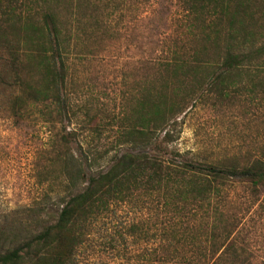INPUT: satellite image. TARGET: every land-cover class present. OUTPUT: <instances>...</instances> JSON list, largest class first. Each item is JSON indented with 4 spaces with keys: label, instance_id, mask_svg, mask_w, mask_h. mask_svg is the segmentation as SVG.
I'll use <instances>...</instances> for the list:
<instances>
[{
    "label": "trees",
    "instance_id": "16d2710c",
    "mask_svg": "<svg viewBox=\"0 0 264 264\" xmlns=\"http://www.w3.org/2000/svg\"><path fill=\"white\" fill-rule=\"evenodd\" d=\"M176 1L179 17L174 0H0L8 117L49 127L65 192L30 226L0 227V264L253 263L241 234L245 217L264 202V150L208 158L172 144L179 117L207 89L220 98L259 90L264 99L256 0ZM132 8L152 23L180 22L183 49L158 66L167 75L160 86L134 95L132 124L115 153L77 152L76 129L68 130L73 57L95 54L90 48L103 36L120 39L124 16L117 15Z\"/></svg>",
    "mask_w": 264,
    "mask_h": 264
},
{
    "label": "rangeland",
    "instance_id": "374dc122",
    "mask_svg": "<svg viewBox=\"0 0 264 264\" xmlns=\"http://www.w3.org/2000/svg\"><path fill=\"white\" fill-rule=\"evenodd\" d=\"M171 7L173 15L179 17V3L174 0ZM253 9L260 40L264 2L256 0ZM123 16L118 23L120 39L103 36L90 48L95 54L73 57L69 90L75 118L68 130L76 129L77 152L112 149L115 153L116 140L132 124L129 110L134 95L160 86L167 75L158 66L174 55L172 49H183L175 37L182 29L180 22L152 23L146 12L134 8L117 15V20ZM165 33L173 35L171 40L164 39ZM7 74L0 60V227L18 232L33 224L39 211H54L65 192L59 183V166L52 163L49 127L38 120L17 123L8 117L12 91ZM89 120L99 124L101 133L90 129ZM178 131L172 146L181 151L199 152L208 158L257 156L264 150L263 95L243 88L231 89L220 98L207 89L181 114ZM241 236L251 252L252 264H264V202L259 201V207L245 217Z\"/></svg>",
    "mask_w": 264,
    "mask_h": 264
}]
</instances>
